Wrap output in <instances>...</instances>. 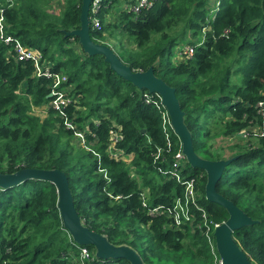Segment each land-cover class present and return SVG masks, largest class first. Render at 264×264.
<instances>
[{
    "label": "trees",
    "instance_id": "obj_1",
    "mask_svg": "<svg viewBox=\"0 0 264 264\" xmlns=\"http://www.w3.org/2000/svg\"><path fill=\"white\" fill-rule=\"evenodd\" d=\"M53 1L0 0L6 34L37 51L51 74L36 76L32 61H18L14 45L0 42V174L64 173L83 227L136 251L144 264H221L213 232L230 215L207 200L208 174L187 160L181 176L194 180L197 196L187 205L191 220L174 217L176 201H185L172 175L182 143L171 126L164 128L161 96L122 78L103 55L84 52L73 33L82 26L83 0H65L57 14ZM150 1L110 21L120 0H100L97 13L90 8L91 38L106 45L117 35L112 49L126 67L152 70L176 89L196 154L229 162L216 192L254 221L233 233L234 243L250 262L264 264V0ZM186 45L195 53L175 63L174 50ZM59 74L67 77L61 88L70 103L63 116L54 109L40 116L36 109L51 102ZM66 122L84 133V146ZM113 131L121 138L114 150ZM244 133L246 144L219 142ZM116 148L132 162L116 156ZM58 202L52 181L0 186V264H132L75 242Z\"/></svg>",
    "mask_w": 264,
    "mask_h": 264
},
{
    "label": "water",
    "instance_id": "obj_2",
    "mask_svg": "<svg viewBox=\"0 0 264 264\" xmlns=\"http://www.w3.org/2000/svg\"><path fill=\"white\" fill-rule=\"evenodd\" d=\"M94 0H83L81 14V29L73 33L80 38L81 46L89 55L101 54L110 64L111 68L122 78L139 88H145L151 93L161 96V103L166 108L174 133L182 143V151L192 168L205 170L208 174L206 185V198L212 203L224 207L230 215L227 222L219 225L214 232L217 250L222 258L221 264H253L233 241V233L254 221L247 217L244 212L233 202L225 199L216 192V185L223 177L224 169L229 162L207 161L200 158L193 147L189 131L184 124V112L176 94V89L170 87L164 81L156 78L149 70L145 73H135L126 67L107 45L95 44L90 35V8ZM51 97V96H50ZM44 179L57 185L59 192L58 207L64 226L70 232L75 242L80 245H93L96 247L98 256L102 258H123L132 264H144L140 255L129 247L115 246L101 234L91 232L83 227L74 207L73 198L68 178L64 173L57 170H23L13 175L0 174V186L7 187L20 184L28 179Z\"/></svg>",
    "mask_w": 264,
    "mask_h": 264
},
{
    "label": "built area",
    "instance_id": "obj_3",
    "mask_svg": "<svg viewBox=\"0 0 264 264\" xmlns=\"http://www.w3.org/2000/svg\"><path fill=\"white\" fill-rule=\"evenodd\" d=\"M128 4H129L127 7L128 10L138 13L141 9L150 7L151 1L150 0H134L132 2H129ZM91 10L94 13H97L100 10V0H94L91 6ZM1 13L3 12L0 9V14ZM2 22H3V18L0 16V42H4L5 44L14 45V51H16L17 53L18 61H32L33 65L37 69L36 76L40 77L41 75H45L47 77H51V74L48 68L45 69V71H43L41 55L37 51H35L33 48L23 47V45L19 41L13 42L15 41V39L11 35L9 36L6 34ZM92 23L94 24L95 27L97 28L100 27L99 20L94 19V22L92 21ZM183 51L185 55H187V57H192L193 54L195 53V47L193 45H187L184 47ZM64 82H67V77L65 75L59 74L55 77V82L53 84L52 93H51L52 100L48 105L41 108L40 110L45 111L46 109H54L55 111L59 112L61 116L64 115V111L66 110V107L70 103V99L66 96V91L61 88V84H63ZM148 102L150 101L148 100ZM163 120H164L163 121L164 128H167V126L172 127L171 119H170V116L167 110L165 113H163ZM66 125L70 129H75L76 140L81 141L79 142V144L83 146L84 141H86L84 133L81 131H78L76 129V126L73 125L71 122H66ZM111 135H113L112 137L113 143H111L110 149L114 150L116 142H119L121 138L117 134H115L114 131L111 132ZM174 160H175L173 163L174 172L172 173V175L177 179L178 182L183 184L184 189H185V201L179 199L176 201L174 205L175 208L173 207L174 208L173 211L175 212L174 217L176 218V221L179 223L180 215H182L186 220H191L187 205H188V202L190 201L192 203L195 202L197 193L195 190L194 180H189V181L184 182V179L181 176V170L184 166V162L187 160L182 149L179 151V153L176 154ZM162 209L163 207L160 206V207L154 208L153 210H151V212L153 214H158L161 212ZM218 226L219 225H216L215 229ZM214 232H213V235H214ZM81 252H82L81 255L83 259L90 258V254H89L90 252L88 251L87 248H82Z\"/></svg>",
    "mask_w": 264,
    "mask_h": 264
},
{
    "label": "rangeland",
    "instance_id": "obj_4",
    "mask_svg": "<svg viewBox=\"0 0 264 264\" xmlns=\"http://www.w3.org/2000/svg\"><path fill=\"white\" fill-rule=\"evenodd\" d=\"M128 3L125 2V0H120V4H116L115 8H113L111 10V14L109 15V19L110 21H118V19H114V17L119 16L120 12L124 9H128ZM65 8V0H54L53 3H52V12L54 14H57V13H60L62 10H64ZM91 13V12H90ZM94 22V20H92ZM117 34V33H116ZM117 36V35H116ZM116 36H113V37H107V41H106V45L108 47H110L111 49L116 47L119 42H118V38ZM184 45V44H183ZM187 46V45H186ZM174 52L177 54L175 58H173V61L175 63H179L181 62V59L182 57L180 55H185L183 49H178L176 48L174 50ZM182 55V56H183ZM41 109V108H40ZM40 109H36V113L40 116H43L45 114L44 111H41ZM256 130L254 129L253 132H255ZM250 134L248 133H244V134H241L240 136H237V137H231L230 139H220L219 142L224 144V145H230L232 146L233 144H246L248 143V137ZM223 141V142H222ZM77 143L81 142V141H78L76 140ZM86 142V141H84ZM84 146V145H83ZM116 156L118 155L120 159H123L124 161H126L127 163H131L134 156L133 155H126L124 154L121 150L117 149L116 148ZM133 174L134 176L136 177L137 176V173H135V170L133 169Z\"/></svg>",
    "mask_w": 264,
    "mask_h": 264
}]
</instances>
